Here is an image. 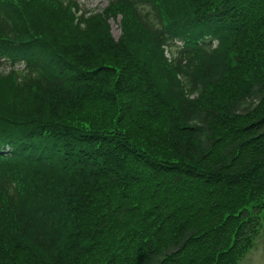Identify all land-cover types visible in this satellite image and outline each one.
<instances>
[{"label": "trees", "instance_id": "trees-1", "mask_svg": "<svg viewBox=\"0 0 264 264\" xmlns=\"http://www.w3.org/2000/svg\"><path fill=\"white\" fill-rule=\"evenodd\" d=\"M74 10L0 3L28 59L0 67V264H238L264 225V0Z\"/></svg>", "mask_w": 264, "mask_h": 264}, {"label": "rangeland", "instance_id": "rangeland-1", "mask_svg": "<svg viewBox=\"0 0 264 264\" xmlns=\"http://www.w3.org/2000/svg\"><path fill=\"white\" fill-rule=\"evenodd\" d=\"M84 8L100 10L107 4V0H78ZM112 35L116 38L119 35L118 21H110ZM238 264H264V225L260 227L257 239L253 247Z\"/></svg>", "mask_w": 264, "mask_h": 264}]
</instances>
